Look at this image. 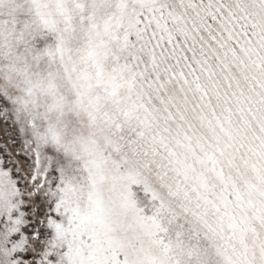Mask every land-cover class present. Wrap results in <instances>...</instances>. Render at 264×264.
Masks as SVG:
<instances>
[{
    "label": "snow or ice",
    "instance_id": "obj_1",
    "mask_svg": "<svg viewBox=\"0 0 264 264\" xmlns=\"http://www.w3.org/2000/svg\"><path fill=\"white\" fill-rule=\"evenodd\" d=\"M0 264H264V0H0Z\"/></svg>",
    "mask_w": 264,
    "mask_h": 264
}]
</instances>
